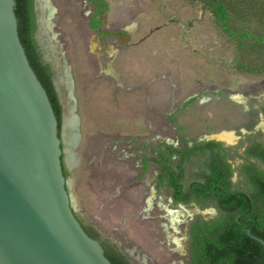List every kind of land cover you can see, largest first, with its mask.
I'll return each mask as SVG.
<instances>
[{"label":"rangeland","instance_id":"rangeland-1","mask_svg":"<svg viewBox=\"0 0 264 264\" xmlns=\"http://www.w3.org/2000/svg\"><path fill=\"white\" fill-rule=\"evenodd\" d=\"M106 2L100 36L89 27L86 0H49L37 16L35 38L64 108L73 206L132 264H188L189 228L219 212L207 202L173 205L170 191L156 186L154 163L141 177V156L181 148L179 136L192 146L230 132L238 140H220V151L235 170V188L248 189L240 170L257 162L245 151L264 145V72L248 70L262 63L221 30L201 0ZM250 9L237 17L238 30L253 22ZM207 160L197 153L184 165V185L200 179ZM169 211L178 213L174 224Z\"/></svg>","mask_w":264,"mask_h":264},{"label":"water","instance_id":"water-1","mask_svg":"<svg viewBox=\"0 0 264 264\" xmlns=\"http://www.w3.org/2000/svg\"><path fill=\"white\" fill-rule=\"evenodd\" d=\"M15 6L0 0V264H112L76 216L63 135L21 43Z\"/></svg>","mask_w":264,"mask_h":264},{"label":"trees","instance_id":"trees-1","mask_svg":"<svg viewBox=\"0 0 264 264\" xmlns=\"http://www.w3.org/2000/svg\"><path fill=\"white\" fill-rule=\"evenodd\" d=\"M201 0L204 8L212 13L218 26L239 48L242 46L251 53H256L261 60V66L248 70V73L264 72V0ZM15 14L18 20V34L25 49L31 67L45 88L59 124V134L62 132L64 108L59 93L56 90L53 73L49 64L45 63L39 50L35 33L37 30L35 0H15ZM94 5V16L89 26L102 34L100 21L97 17L107 11L106 0H87ZM250 2L239 12L244 3ZM251 17L247 30L234 24L241 14V20ZM263 9V10H262ZM244 12V13H243ZM243 69H246L243 67ZM247 71V70H246ZM189 102L184 104L187 106ZM261 112L264 115V107ZM181 148L165 145L157 149L153 157L141 156L142 174L147 171L148 164L154 163L157 175V187L165 186L171 194L173 205H188L191 203H212L219 212V218L207 222L201 219L192 223L189 228L188 264H264V246L252 239L247 231L264 241V145L255 143L249 146L245 154L250 162L243 164L241 174L245 177L248 189L235 188L232 181L235 170L228 159L221 153L222 143L208 140L192 146L182 136ZM208 153L207 171L199 180L184 185V165L191 161L197 153ZM173 158L176 159L173 164ZM63 172L68 177V171L62 156ZM89 236L102 244L105 255L112 264H132L126 255L109 240L103 238L90 224H85L76 214Z\"/></svg>","mask_w":264,"mask_h":264},{"label":"bare ground","instance_id":"bare-ground-1","mask_svg":"<svg viewBox=\"0 0 264 264\" xmlns=\"http://www.w3.org/2000/svg\"><path fill=\"white\" fill-rule=\"evenodd\" d=\"M49 0H38L36 2V8H37V14H38V17L39 15H43V10L48 8L49 6ZM52 4V3H51ZM50 25V24H49ZM50 27V26H49ZM42 32V31H41ZM43 33V32H42ZM46 44V43H45ZM217 138L220 139V140H224L226 142H230V143H235L236 140H238L232 133L230 132H224V133H220L217 135ZM219 140V141H220ZM177 212H174V211H169V214L171 215L170 217V222L171 223H176L177 220H178V213L175 214Z\"/></svg>","mask_w":264,"mask_h":264},{"label":"flooded vegetation","instance_id":"flooded-vegetation-1","mask_svg":"<svg viewBox=\"0 0 264 264\" xmlns=\"http://www.w3.org/2000/svg\"><path fill=\"white\" fill-rule=\"evenodd\" d=\"M86 2H87V0H86ZM35 4V3H34ZM87 4H89L90 6H91V8H92V15H91V17H93L95 14H94V5L92 4V3H88L87 2ZM35 7V6H34ZM35 14H36V24H37V26H38V18H37V8L35 7ZM91 19V18H90ZM89 22H90V20H89ZM90 27V26H89ZM91 28V27H90ZM92 29V28H91ZM92 30H96V32L98 33V35L100 36V34H99V32H98V30L97 29H92ZM37 31V30H36ZM35 35H36V33H35ZM57 90V89H56ZM172 199V198H171Z\"/></svg>","mask_w":264,"mask_h":264}]
</instances>
